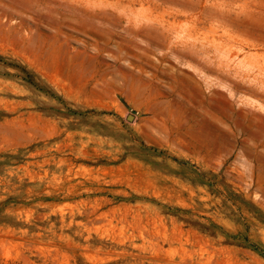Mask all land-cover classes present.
<instances>
[{"label": "rangeland", "instance_id": "374dc122", "mask_svg": "<svg viewBox=\"0 0 264 264\" xmlns=\"http://www.w3.org/2000/svg\"><path fill=\"white\" fill-rule=\"evenodd\" d=\"M0 264H264V0H0Z\"/></svg>", "mask_w": 264, "mask_h": 264}, {"label": "bare ground", "instance_id": "6f19581e", "mask_svg": "<svg viewBox=\"0 0 264 264\" xmlns=\"http://www.w3.org/2000/svg\"><path fill=\"white\" fill-rule=\"evenodd\" d=\"M51 7V6H50ZM50 10V9H49ZM32 11H33V9H32ZM42 12V11H41ZM99 20V19H98ZM100 21V20H99Z\"/></svg>", "mask_w": 264, "mask_h": 264}]
</instances>
